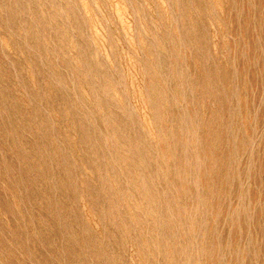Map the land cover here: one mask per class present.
<instances>
[{"label":"rangeland","instance_id":"rangeland-1","mask_svg":"<svg viewBox=\"0 0 264 264\" xmlns=\"http://www.w3.org/2000/svg\"><path fill=\"white\" fill-rule=\"evenodd\" d=\"M0 264H264V0H0Z\"/></svg>","mask_w":264,"mask_h":264}]
</instances>
